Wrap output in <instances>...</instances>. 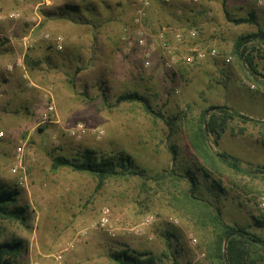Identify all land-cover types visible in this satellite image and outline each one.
<instances>
[{"label": "rangeland", "instance_id": "obj_1", "mask_svg": "<svg viewBox=\"0 0 264 264\" xmlns=\"http://www.w3.org/2000/svg\"><path fill=\"white\" fill-rule=\"evenodd\" d=\"M89 1L97 2L96 15L67 11L72 17L82 16L83 23L62 22L63 49L53 48L56 53L49 56L63 60L60 66L47 64L44 46L51 48L54 37L51 33L46 37L43 16L68 3ZM140 2L58 0L57 6H49L51 0H0V16L19 15L16 20L0 19V67L8 71L6 65L26 52L30 72L24 77L21 71L19 79L8 80L0 89L9 94L23 91L30 101L29 110L14 111L13 103L2 108L0 95V182L19 190L17 203L25 207L23 221L0 218V240L24 243L27 250L18 257L20 264H122L117 256L124 251L151 258V264L173 260L213 264L214 236L204 238L178 207L188 182L168 177L167 186L149 179L171 170L194 175L196 195L216 204L226 222L264 236V173L254 170L264 167V78L250 77L234 54L240 35L264 29V0H150L138 25ZM228 8L236 11L235 17L258 14V25L233 24L224 14ZM193 12L199 18H192ZM34 24H38L35 41L25 44L23 38ZM137 28L145 31L144 47L136 40L131 43ZM191 28L198 30L194 40L186 37ZM166 46L176 55L172 69L164 64ZM193 47L215 48L217 55L189 64ZM258 63L264 73V58ZM32 82L36 85L30 88ZM46 91L52 92L56 111L42 122ZM132 92L143 96L161 116L149 114L141 101L117 102L120 95ZM16 103L17 109L24 106ZM213 106H227L256 120L236 118L220 136H208L211 151L238 157L245 173L220 177L209 170L208 179L198 170L204 164L191 145L192 128L201 119L206 123L211 111L205 112ZM79 124L89 132L74 138L70 131ZM94 128L104 129L105 135L98 139L91 132ZM20 145H24L23 168L13 172ZM172 145L177 149L175 162ZM87 148L100 156L127 154L141 174L108 179L99 186L89 174L53 168L55 156L76 158ZM213 179L225 190L215 187ZM106 207L111 210L112 233L97 224ZM255 256L247 264H264V253Z\"/></svg>", "mask_w": 264, "mask_h": 264}, {"label": "trees", "instance_id": "obj_2", "mask_svg": "<svg viewBox=\"0 0 264 264\" xmlns=\"http://www.w3.org/2000/svg\"><path fill=\"white\" fill-rule=\"evenodd\" d=\"M81 3H68L50 11H54V16L57 15L59 18L74 22H82V16L72 17L67 11L76 14H80L81 11H90V15H96L95 11H98L96 1H89L87 4L82 3L84 5ZM224 3L226 2L224 1ZM225 15L230 22L236 25L246 23L258 25L254 13H250L247 17H232L225 9ZM249 43H252L251 47H248ZM261 45H264V29L261 27H258L255 32L240 35L234 43V54L237 59L245 67L248 75L257 81L259 77L264 78V73L260 71L258 63V58H264V49L259 47ZM123 101H141L149 114L161 116V113H156L149 102L136 92L123 94L117 98L118 103ZM209 111L211 113L206 123L204 119L199 120L193 126L190 138L194 151L204 164L198 170L208 179L211 175L209 170L215 171L220 177L230 173L236 175L245 173L238 157L226 152H212L208 144V136L209 134L220 136L229 127V123L236 118L243 121L256 120L227 106H213L206 110L205 114H208ZM169 149L172 154V161L175 162L177 159L176 146L172 145ZM52 166L55 170L63 167L75 172L89 174L98 180L99 186L108 179L126 178L141 174L140 171L134 169L129 155L116 153L100 156L96 150L90 148L83 150L76 158L63 155L55 156ZM254 170L264 173V167ZM168 177H173L176 180L184 179L188 182L189 187L182 190L180 199H177L178 207L201 231L204 238L206 237L208 240L214 236L215 251H210L213 264H247L249 260L254 261L256 259L255 255L264 253V236L253 233L242 225L226 222L221 209L216 204L196 195L198 181L189 171L185 173H177L174 170L163 171L149 176V179L166 184L165 180ZM213 185L221 191L225 190V187L216 179H213ZM18 194L19 190L0 182V218L20 221L25 219V207L17 203ZM261 224H264V221ZM26 250L27 247L21 240H0V264H20L17 259ZM117 260L122 264H151L152 262L151 258L142 259L139 256L129 254L127 251L118 255ZM172 264H179V262L173 260Z\"/></svg>", "mask_w": 264, "mask_h": 264}, {"label": "built area", "instance_id": "obj_3", "mask_svg": "<svg viewBox=\"0 0 264 264\" xmlns=\"http://www.w3.org/2000/svg\"><path fill=\"white\" fill-rule=\"evenodd\" d=\"M160 1H167V0H160ZM194 2H198L200 0H193ZM150 0H141V2L139 3L137 9H136V14L137 17L135 19L136 23L138 25H141V23L143 22V18L146 15V9L149 6ZM209 15L212 16V11L208 12ZM18 14L17 13H9L8 15L2 17L1 18H5V19H9V20H16L18 18ZM137 33L134 37L131 38V43H135L136 42L140 45V46H145L146 45V34L143 28H137ZM46 37L49 38L50 34L47 33ZM187 39L189 40H194L198 37V30L196 28H191L187 35H186ZM176 38L179 41L183 40V36L180 33H176ZM54 41V46L57 50H62L63 46H64V37L61 35L56 36V38L53 39ZM192 54L187 57L186 62L189 64H192L194 62L197 61H202L204 59H206L207 57H212V56H216L217 55V50L215 48L206 50V49H201L198 47H193L191 49ZM228 60H231V57L228 58ZM176 61V55L173 53V51L171 50V48L169 46L165 47L164 50V64L165 67L167 69H172L174 67ZM145 65L148 66L149 65V61L145 62ZM252 88H254V85L251 86ZM45 97H46V107L45 110L42 113V122H46L49 120L50 115L56 111V103L53 97L52 92L50 91H46L45 93ZM89 132V130L87 129V127H85L83 124H79L77 125L74 129H72L70 131L71 135L74 138H82L83 136H85L87 133ZM98 139L102 138L105 135V131L104 129L101 128H94L91 131ZM3 133H0V136H2ZM23 162H24V145H20L17 148V154L15 157V164L14 167L12 169L13 172H17L18 169L23 168ZM262 206H264V197L262 199ZM110 213L111 210L110 208L106 207L103 209L102 211V216L99 219V221L97 222V224L99 225V227L107 230L108 232L112 233V228L109 227V217H110ZM192 242H196L195 238H191ZM58 259L62 258V255L59 254L57 256ZM32 264H37V262H33Z\"/></svg>", "mask_w": 264, "mask_h": 264}, {"label": "crops", "instance_id": "obj_4", "mask_svg": "<svg viewBox=\"0 0 264 264\" xmlns=\"http://www.w3.org/2000/svg\"><path fill=\"white\" fill-rule=\"evenodd\" d=\"M57 2H58V0H51V5H49V6H52V5H54V6H57ZM209 2H211V1H209ZM211 3H214V2H211ZM216 3V2H215ZM225 7H226V5H225ZM48 8H50V7H48ZM58 8V7H57ZM227 8V7H226ZM53 10V9H52ZM226 10H229V11H227L232 17H235L236 15V11H230V9L228 8V9H226ZM53 12L54 11H51L50 13H46V15H44L43 16V29L45 30V31H47V33H51L52 34V37H54V38H56V36H58V35H61V36H63L64 38H66V31L63 29L64 27H63V23H73V22H71V21H66V20H64L63 18H59L57 15H53ZM189 14H191V13H189ZM193 14V16L194 17H192V18H199L198 17V15L195 13V12H193L192 13ZM224 14H225V11H224ZM197 17H196V16ZM38 16V15H37ZM241 17H245V16H241ZM37 18H39L40 20H42V18L40 17V16H38ZM257 18H259V15L257 14ZM36 19V18H35ZM195 20V19H194ZM63 22V23H62ZM218 22L220 23L221 22V20H220V18H218ZM62 23V24H61ZM37 25L38 24H34L33 25V27L30 29V31H29V34H26L27 36H24V41H25V44H27L28 43V41H32V42H34L35 41V37L36 36H33V34H34V32L36 31V28H37ZM80 26V25H79ZM30 28V27H29ZM28 31V30H27ZM255 31H257V30H253L252 32H255ZM34 40V41H33ZM51 41H52V43H53V46H51V48H50V46H48L49 44H46V46H44L45 47V49H46V51L44 52L45 53V58H46V63L47 64H49V65H55V64H57V66H60V62H61V60H63L61 57H58L57 58V60L56 61H54L53 60V58L51 57V56H49V54H54V53H56L55 52V50L53 49V48H55V46H54V41H53V38L51 39ZM111 43H106L105 45L108 47V48H112L113 47V45H110ZM27 47V46H26ZM56 49V48H55ZM26 55V52L25 53H23L22 55H19L18 56V58H17V60H16V62H12V63H9L8 65H6V70H8V71H5L4 70V66H2V67H0L1 69V71H0V89L1 88H4V83L5 82H7L8 80L9 81H13L14 80V78H16V79H19V75H20V72L21 71H23L24 70V72H25V74H24V77H27L28 76V74H27V71H28V73L30 74V72H29V69H27L28 67H27V63H28V61H27V57L25 56ZM29 57V56H28ZM81 70V69H80ZM5 73H7V74H5ZM19 82V81H18ZM36 84H35V82H32V85L30 86V88H33L32 86H35ZM6 90V89H5ZM9 92L10 91H4V89H3V91L1 90L0 91V95H2L3 96V98H4V100L2 99V108H5L6 106H10L12 103L13 104H16L15 105V109H14V111L16 110H18V111H20V109H22V110H29V109H27V107H28V103H30V101L29 100H26V96H25V94H27V93H25V92H23V91H18V90H16L15 91V93L14 92H12V93H10L9 94ZM9 94V95H8ZM9 96H10V98H13V97H16L17 99H20L21 101H15V100H11L10 99V102H9ZM24 96V97H23ZM22 97H23V99H22ZM33 100H35L34 98H32ZM16 102H20L21 104H24V106H22V107H19L18 109H17V106H18V104L16 103ZM27 103V104H26ZM7 108V107H6Z\"/></svg>", "mask_w": 264, "mask_h": 264}]
</instances>
